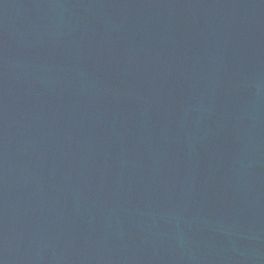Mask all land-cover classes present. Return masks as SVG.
I'll list each match as a JSON object with an SVG mask.
<instances>
[{
    "label": "water",
    "instance_id": "obj_1",
    "mask_svg": "<svg viewBox=\"0 0 264 264\" xmlns=\"http://www.w3.org/2000/svg\"><path fill=\"white\" fill-rule=\"evenodd\" d=\"M0 264H264V0H0Z\"/></svg>",
    "mask_w": 264,
    "mask_h": 264
}]
</instances>
